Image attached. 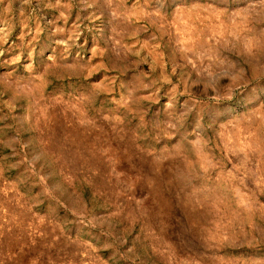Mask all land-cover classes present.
Returning a JSON list of instances; mask_svg holds the SVG:
<instances>
[{"label":"rangeland","instance_id":"374dc122","mask_svg":"<svg viewBox=\"0 0 264 264\" xmlns=\"http://www.w3.org/2000/svg\"><path fill=\"white\" fill-rule=\"evenodd\" d=\"M0 264H264V0H0Z\"/></svg>","mask_w":264,"mask_h":264}]
</instances>
